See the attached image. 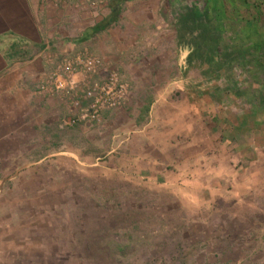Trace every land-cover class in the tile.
I'll return each instance as SVG.
<instances>
[{"label": "crops", "instance_id": "1", "mask_svg": "<svg viewBox=\"0 0 264 264\" xmlns=\"http://www.w3.org/2000/svg\"><path fill=\"white\" fill-rule=\"evenodd\" d=\"M107 2L98 11L0 0V191L17 177L21 146L40 147L37 162L57 144L73 143L71 160L90 156L68 135L81 125L60 128L67 108L39 84L49 67L46 43L93 46L137 86L136 118L119 127L127 171L137 162L133 177L162 185L178 226L200 233L209 258L250 264L264 250V8L257 5L264 0H121L97 31L117 0ZM239 3L248 11L238 13ZM115 110L91 124L107 147Z\"/></svg>", "mask_w": 264, "mask_h": 264}, {"label": "rangeland", "instance_id": "2", "mask_svg": "<svg viewBox=\"0 0 264 264\" xmlns=\"http://www.w3.org/2000/svg\"><path fill=\"white\" fill-rule=\"evenodd\" d=\"M262 3L256 4L264 8ZM239 4L237 12H245L246 5ZM83 50L102 57L93 46L49 47L53 60ZM103 60L107 72L116 69L131 86L126 103L109 114V119L116 118L109 123V146L108 138L90 130L95 125L90 124L68 134L76 138L83 155H90L79 162L69 155L76 152L73 143L50 147V156L40 162V147L18 148L17 177L0 191V264H220L209 258L202 239L196 241L200 233L178 226L173 201L160 193L162 185L133 177L137 162H130L129 171V163L122 164L119 127L125 118H136L130 101H136L137 86L119 62ZM114 142L119 147L110 151ZM96 143H101L97 152ZM258 214V220H250L254 227L263 219V213ZM231 255L240 257L238 251ZM255 259L250 264H264V250Z\"/></svg>", "mask_w": 264, "mask_h": 264}, {"label": "built area", "instance_id": "3", "mask_svg": "<svg viewBox=\"0 0 264 264\" xmlns=\"http://www.w3.org/2000/svg\"><path fill=\"white\" fill-rule=\"evenodd\" d=\"M45 3L65 8H90L105 10L107 0H43ZM49 44L43 53L49 65L39 84V90L56 95L66 106L59 120L60 128L90 125L99 121L101 113L107 109L123 106L131 92L130 84L116 69L108 72L102 57L86 50L66 54L51 59Z\"/></svg>", "mask_w": 264, "mask_h": 264}, {"label": "trees", "instance_id": "4", "mask_svg": "<svg viewBox=\"0 0 264 264\" xmlns=\"http://www.w3.org/2000/svg\"><path fill=\"white\" fill-rule=\"evenodd\" d=\"M119 1H121V0H117V2H115V4H113V5L111 3L110 7H111L112 14H111V16L108 17L109 19L102 20L100 23L97 24V28H96L97 31L106 28L112 22L113 16L117 15V13H118V7L117 6H118Z\"/></svg>", "mask_w": 264, "mask_h": 264}]
</instances>
